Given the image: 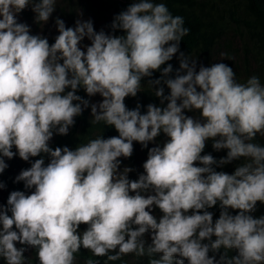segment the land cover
I'll list each match as a JSON object with an SVG mask.
<instances>
[{"label": "clouds", "instance_id": "clouds-1", "mask_svg": "<svg viewBox=\"0 0 264 264\" xmlns=\"http://www.w3.org/2000/svg\"><path fill=\"white\" fill-rule=\"evenodd\" d=\"M56 3L0 0V173L5 158L50 157L15 177L34 191H11L0 204V264H100L96 257L129 254L143 264H264V215H253L264 205V145L255 142L264 137L261 77L239 82L232 66L185 55L183 17L155 0H133L114 16L112 33L96 31L91 20L66 27L56 18L51 44L17 20L30 7L35 23H47ZM145 77L164 106L148 104L142 113L125 98L141 91ZM81 88L101 99H84ZM88 108L91 124L118 135L52 149L54 132L67 135ZM192 111L199 119L185 114ZM161 133L167 141L148 148L143 173L130 180L132 169L121 170L119 158ZM208 140L226 156L201 155ZM233 161L241 163L231 174L215 170ZM4 187L0 181V199ZM217 205L213 221L208 209ZM81 248L93 257L76 256Z\"/></svg>", "mask_w": 264, "mask_h": 264}, {"label": "trees", "instance_id": "trees-1", "mask_svg": "<svg viewBox=\"0 0 264 264\" xmlns=\"http://www.w3.org/2000/svg\"><path fill=\"white\" fill-rule=\"evenodd\" d=\"M132 2L133 0H57L55 11L48 21L55 26V19L60 18L65 22L66 27H74L75 21L79 17L80 19L91 20L93 23L101 20L104 31L112 33L111 23L114 16L124 11ZM155 2L164 3L174 16L183 17L184 27L189 29L188 34L182 38L180 43V50L185 55L197 59L198 64L209 66L215 62V55L222 53L221 62L232 66L239 82H244L251 75H258L261 77V83H264V0H155ZM19 14V18L27 25L30 26V21L35 24L32 28L36 29L39 25V23L34 22V13L30 7L25 8ZM53 32L41 36L47 37L51 44L58 35L57 31ZM114 34L120 35L122 33L117 31ZM168 63L173 65L174 70L179 67V61L175 57ZM165 66L162 65L161 69ZM159 76L160 71H156L151 78L155 79ZM148 79L147 77L142 78V89L135 97L125 98V104L129 109H134L140 105V110L143 113L148 104L164 106L161 105L160 98L145 87ZM77 94L91 102L97 98V96L88 97L82 88ZM167 94L168 89L165 88V95ZM185 114L199 119L198 111L186 112ZM74 119L75 124L70 127L67 135H57L54 132L53 138L49 141V146L52 149L67 146L74 150L78 145L87 143L97 136L101 135L103 138H108L118 135L114 127L102 123L91 124L90 108L85 109L80 116ZM167 139L161 133L154 142H149L148 147H142L140 143L133 142L131 157L119 158L121 160L120 169L131 168L132 171L128 173V178L130 180L137 179L143 173V163L147 159L148 148L162 147ZM255 142L264 145V137H260L258 134ZM211 145L212 140L206 141V147L201 155L211 154L217 160L226 156V150L217 152L213 150ZM138 147L140 150H137ZM12 150L15 152V148ZM40 158L44 159L45 166L50 160V157L43 153L38 157H30L29 161L21 160L18 155L11 160L5 158L8 167L3 173H0V181L5 184L4 196L0 199V204H7V197L11 191H25L26 194L34 191V188L25 189L23 182L14 181L22 169L29 168L35 159ZM240 163L241 161H233L223 167H216L215 170L231 174ZM197 166L200 165L197 164ZM208 211L213 213V221H215L219 216V205L208 209ZM229 211L231 214H235L234 211ZM152 214L157 218L162 215L159 209L155 207H153ZM253 215L254 217L264 215V205L258 203ZM79 230L83 231L81 228ZM222 251L223 249H221ZM235 254V250L229 252L230 256ZM76 256L84 257L86 260L93 257L91 252L83 248ZM96 258L101 262L100 264H143L142 257H136L134 254L122 256L120 260L116 261H108L106 257Z\"/></svg>", "mask_w": 264, "mask_h": 264}, {"label": "rangeland", "instance_id": "rangeland-1", "mask_svg": "<svg viewBox=\"0 0 264 264\" xmlns=\"http://www.w3.org/2000/svg\"><path fill=\"white\" fill-rule=\"evenodd\" d=\"M18 16H19V14L17 15V20H18V22H22L21 20H20V18H18ZM80 16V15H79ZM78 19H80V17L79 18H77V20ZM80 20H86L85 18H81ZM93 25H94V28H95V30L96 31H100V30H104V27H103V24H102V21L101 20H98V21H94V23H93ZM32 26L34 27L35 26V24H33L31 21H30V29H31V34H39V35H44V34H46V35H48V34H50L51 32H53V30H54V32H56L57 30H56V27L54 26V25H51L50 23H49V21L47 22V23H41V24H39L38 26H37V28L36 29H34V28H32ZM53 32V33H54ZM90 43V41H88L86 38H85V40H83L82 42H81V47L83 48V46L84 45H87V44H89ZM220 59V60H219ZM221 59H222V53H217L216 55H215V57H214V60H215V62H218V61H221ZM97 96V98H95L93 101H92V103H96V102H98L100 99H101V97L97 94L96 95Z\"/></svg>", "mask_w": 264, "mask_h": 264}, {"label": "bare ground", "instance_id": "bare-ground-1", "mask_svg": "<svg viewBox=\"0 0 264 264\" xmlns=\"http://www.w3.org/2000/svg\"><path fill=\"white\" fill-rule=\"evenodd\" d=\"M197 113V112H196Z\"/></svg>", "mask_w": 264, "mask_h": 264}]
</instances>
